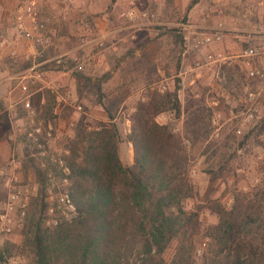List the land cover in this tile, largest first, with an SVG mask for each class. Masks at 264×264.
Instances as JSON below:
<instances>
[{"label": "rangeland", "instance_id": "374dc122", "mask_svg": "<svg viewBox=\"0 0 264 264\" xmlns=\"http://www.w3.org/2000/svg\"><path fill=\"white\" fill-rule=\"evenodd\" d=\"M27 1L31 0H0V208L12 150L15 142L25 140L24 126L17 125H25L26 120L17 83L21 71L31 65L36 67L29 73H41V79H36L30 90V101L37 121L44 128L48 124L53 127L52 152L64 157L68 154L67 145L82 114L87 116L89 128L107 120L95 88L78 83L75 72L93 79L107 75L102 82L103 101L105 105L113 103L120 137L118 153L126 165L133 162L128 134L137 103L146 101L151 92L172 90L177 81L182 109L188 99L200 98L210 108L211 130L206 141L210 149L203 155L195 154L187 163L194 194L185 200L186 208L207 199H216L228 208L236 193L254 192L263 186L264 78H250L247 70L257 66L264 71V54L247 56L245 50L264 41V0H34L38 19L44 22L43 34L49 37L48 45L37 46L41 54L33 51L30 40L18 28V9ZM130 10L133 15L127 14ZM24 18L28 25L29 19ZM207 36L211 41H205ZM61 54L68 62L58 65L55 59ZM138 59L142 66L148 65L147 61L158 71L159 78L148 87H142L143 80L134 72ZM44 83L53 87L37 90ZM246 89L256 93L258 106L257 117L253 115L248 121L243 107L249 101ZM156 120L182 134L186 115L182 111L176 117L166 110L158 113ZM243 123L242 133L237 134L235 130ZM229 136L233 138L227 139ZM215 147L217 153L211 155ZM17 157L21 185L28 190L26 216L21 227L0 241V250L7 259L5 264H34L27 224L39 211L41 180L45 216L55 188L49 171L26 153L18 152ZM220 163L226 167L211 180L210 169L217 170ZM200 220L204 228L217 218L204 209ZM203 241L208 242V238L196 237L197 249L204 246ZM175 246L176 241L164 252L165 260L172 258Z\"/></svg>", "mask_w": 264, "mask_h": 264}, {"label": "trees", "instance_id": "16d2710c", "mask_svg": "<svg viewBox=\"0 0 264 264\" xmlns=\"http://www.w3.org/2000/svg\"><path fill=\"white\" fill-rule=\"evenodd\" d=\"M138 60L134 72L143 80L142 87H148L159 78L158 71L153 64L146 61L148 65L142 66L138 62L143 61ZM74 76L78 83L95 88L107 120L89 128L87 116L82 114L67 145L64 158L76 216L54 228L45 226L41 180L39 211L29 218L25 231L34 264H264V183L254 192L236 193L228 208L216 199L197 202L190 209L185 206V200L194 194L187 163L210 149L206 143L210 108L204 105V98L188 99L182 109L176 81L172 90L151 92L146 101H139L128 134L133 162L126 165L118 153L120 137L113 103L103 101L102 82L107 75L93 79L75 72ZM166 110L176 117L185 112L182 134L156 120ZM225 167L220 163L217 170L211 168V180ZM204 209L217 220L202 228L200 213ZM199 235L208 242L197 249ZM174 241V254L167 261L163 254ZM6 262L0 250V264Z\"/></svg>", "mask_w": 264, "mask_h": 264}, {"label": "built area", "instance_id": "2783aa9c", "mask_svg": "<svg viewBox=\"0 0 264 264\" xmlns=\"http://www.w3.org/2000/svg\"><path fill=\"white\" fill-rule=\"evenodd\" d=\"M34 4V0L27 1L23 7L18 9L17 24L19 30L23 32V36L30 40L33 51L40 53L37 46L48 45L49 37L43 34L45 28L44 22L38 19V13ZM127 14L133 15L134 11L130 10ZM24 16L29 19L30 25H27ZM216 38L219 39L220 36L217 35ZM211 39L210 36H207L205 41L209 42ZM261 54H264V41L252 44L245 50V55L247 56ZM64 56L65 54H61L55 59L58 65H63L68 62V59L64 58ZM45 62L47 60L42 61V63ZM35 67L36 65H31L22 70L20 80L17 83L18 89H20L23 96L19 102L26 111L25 125L22 123H18L17 125L18 127L24 126L23 134L25 140L15 142L11 157L8 161L11 171H9L8 178L4 180L6 195L0 208V241L4 237L13 234L15 227H21V221L26 216L28 190L21 185V178L17 171L21 167V162L17 157L18 152L26 153V156L36 161L41 169L49 171V179L55 188V194L52 193L49 196L50 202L48 203L44 220L45 226L54 228L61 222L71 220L76 213L75 205L70 195L68 180L69 169L65 158L59 152H52L51 141L53 138V127L51 124H48L47 128H44L41 122L37 121L36 110L30 101V90L37 83L36 79H41V73H37L36 76L29 73ZM247 76L262 79L264 78V71L257 66H251L247 70ZM246 95L249 101L243 107L246 114L245 119L248 121L253 115L257 117L258 106L255 103L256 93L254 91L246 89ZM250 109L252 110L251 113L245 111ZM243 126L244 123L235 132L241 134ZM202 244L204 245L205 243L203 242Z\"/></svg>", "mask_w": 264, "mask_h": 264}, {"label": "crops", "instance_id": "0c3cea01", "mask_svg": "<svg viewBox=\"0 0 264 264\" xmlns=\"http://www.w3.org/2000/svg\"><path fill=\"white\" fill-rule=\"evenodd\" d=\"M42 85H43V86H39V87H37V90H38V89H42V88H44V87H53V86H51L50 83H47V84L44 83V84H42ZM17 88H18V86H17ZM18 90L20 91V89H18ZM37 90H36V91H37ZM20 94H21V92H20ZM21 95H22V94H21Z\"/></svg>", "mask_w": 264, "mask_h": 264}, {"label": "water", "instance_id": "95a60500", "mask_svg": "<svg viewBox=\"0 0 264 264\" xmlns=\"http://www.w3.org/2000/svg\"><path fill=\"white\" fill-rule=\"evenodd\" d=\"M3 264H5V263H3Z\"/></svg>", "mask_w": 264, "mask_h": 264}]
</instances>
